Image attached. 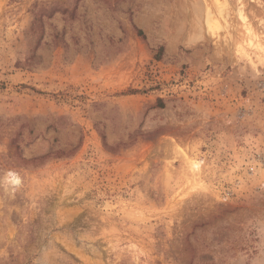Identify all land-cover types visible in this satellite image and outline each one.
I'll return each mask as SVG.
<instances>
[{
	"label": "rangeland",
	"instance_id": "rangeland-1",
	"mask_svg": "<svg viewBox=\"0 0 264 264\" xmlns=\"http://www.w3.org/2000/svg\"><path fill=\"white\" fill-rule=\"evenodd\" d=\"M0 264H264V0H0Z\"/></svg>",
	"mask_w": 264,
	"mask_h": 264
},
{
	"label": "bare ground",
	"instance_id": "bare-ground-1",
	"mask_svg": "<svg viewBox=\"0 0 264 264\" xmlns=\"http://www.w3.org/2000/svg\"><path fill=\"white\" fill-rule=\"evenodd\" d=\"M239 8V7H238ZM243 11H244V9H243ZM242 11V8H239V10H238V15L241 17V19H245V16H244V14L242 13L243 12ZM209 14V13H208ZM211 20H212V18H211Z\"/></svg>",
	"mask_w": 264,
	"mask_h": 264
}]
</instances>
